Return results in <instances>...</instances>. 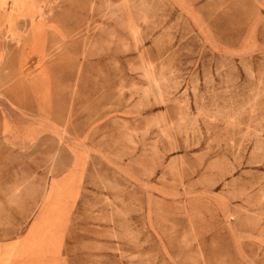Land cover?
<instances>
[{"label": "rangeland", "instance_id": "obj_1", "mask_svg": "<svg viewBox=\"0 0 264 264\" xmlns=\"http://www.w3.org/2000/svg\"><path fill=\"white\" fill-rule=\"evenodd\" d=\"M0 264H264V0H0Z\"/></svg>", "mask_w": 264, "mask_h": 264}, {"label": "bare ground", "instance_id": "obj_2", "mask_svg": "<svg viewBox=\"0 0 264 264\" xmlns=\"http://www.w3.org/2000/svg\"><path fill=\"white\" fill-rule=\"evenodd\" d=\"M150 86V85H149Z\"/></svg>", "mask_w": 264, "mask_h": 264}]
</instances>
